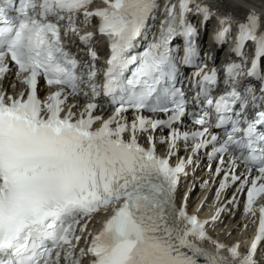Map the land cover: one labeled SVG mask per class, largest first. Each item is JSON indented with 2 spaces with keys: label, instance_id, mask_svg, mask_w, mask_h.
Returning <instances> with one entry per match:
<instances>
[{
  "label": "snow or ice",
  "instance_id": "6c2138e0",
  "mask_svg": "<svg viewBox=\"0 0 264 264\" xmlns=\"http://www.w3.org/2000/svg\"><path fill=\"white\" fill-rule=\"evenodd\" d=\"M92 2L0 0V81L12 64L24 86L15 95L0 87V264H83L89 257L88 264H198L199 258L204 264H264V205L256 207L264 197V17L251 11L237 25L234 53L242 63L224 69L222 94L212 95L216 70L201 68L189 99L176 87L173 41L186 38L183 63L191 64L196 29L187 15L207 21L213 12L205 0H166L159 35L151 40L158 0H103L105 7L89 10ZM94 17L97 33H81ZM220 23L216 41L224 43L231 17ZM70 34L85 46L87 59L69 50ZM94 35L109 42L103 70ZM141 39L149 42L136 52ZM249 41L254 58L245 74L260 84L259 95L251 79L237 83ZM41 78L52 89L44 99L38 96ZM185 117L200 127H173ZM158 129L169 130L159 140L168 145L163 156ZM180 140L192 141L194 153L211 146L215 174H224L219 191L229 181H240V192L247 189L244 212L255 223L258 211L259 223L246 252L239 242L212 239L210 221L189 214L186 200L177 206L180 174L192 163L191 157L170 163ZM101 213L100 230L90 231ZM205 241L214 251L200 246Z\"/></svg>",
  "mask_w": 264,
  "mask_h": 264
},
{
  "label": "bare ground",
  "instance_id": "6f19581e",
  "mask_svg": "<svg viewBox=\"0 0 264 264\" xmlns=\"http://www.w3.org/2000/svg\"><path fill=\"white\" fill-rule=\"evenodd\" d=\"M207 1L213 13L219 12V13H223L226 16L231 17L232 23L230 28L235 26L233 23L238 17L237 15L232 14L229 11L235 10L237 14L255 11L258 14H260V10L256 6V4L264 3V0H207ZM193 19L194 21L197 20L196 17H194ZM95 40H97V38L94 36L93 41ZM107 40H108L107 38L101 37L98 41V44L96 45V48L99 49L100 54L103 56H107L110 53V50L106 48V46H108ZM247 220H248L247 217H245V221ZM248 223H253V221H248ZM231 228H232V233L236 234V236L234 237L233 235L232 236L226 235L222 237V240H218V242L221 241L222 243L229 246L235 244V242H239L241 247L245 242L247 232L240 231V225H238V220H235L230 223L229 229L231 230ZM200 246L210 251L209 246H207L206 244L202 243ZM260 251L264 252V242H262L260 246Z\"/></svg>",
  "mask_w": 264,
  "mask_h": 264
}]
</instances>
